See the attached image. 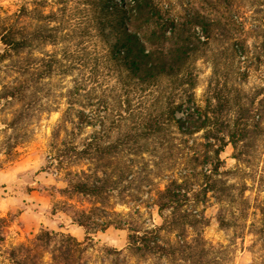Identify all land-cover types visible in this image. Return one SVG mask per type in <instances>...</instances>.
<instances>
[{
  "label": "rangeland",
  "instance_id": "rangeland-1",
  "mask_svg": "<svg viewBox=\"0 0 264 264\" xmlns=\"http://www.w3.org/2000/svg\"><path fill=\"white\" fill-rule=\"evenodd\" d=\"M114 1L119 6L133 4V0ZM158 2L169 9V16L184 20L187 13L195 12L206 27L208 21L213 22L209 26L213 36L206 44H199V55L193 60L196 74L193 104L190 103V109L185 102L178 115L186 116L189 111L215 114L229 123L224 132L237 129L233 121L241 113L249 116L245 119L247 137L235 144L228 143L220 153L222 162L218 174L212 176L215 188L206 194L201 192L200 201L190 206L206 219L201 232L212 246L218 264H264V55L261 47L264 0ZM22 6L27 9L36 6L47 14L57 12L59 3L58 0H0V16H11ZM30 15H22V22H28ZM60 15L68 38L56 45L46 44L35 54L42 57L43 52H52L61 56L66 49V71H56L37 82L35 93L28 99L30 116L15 126L10 121L23 107L22 103L0 97V218L4 219L0 222V264H11V248L19 243L29 244L43 228L70 233L81 241L86 264H177L156 254H134L127 247L129 230L118 225V221L124 219L142 227L160 224L161 217L154 204L157 191L164 187L169 176L182 178L187 172L192 173L188 182L194 187L204 184L205 174L210 173L214 163L210 147L205 145L202 131L190 137L196 140L193 146L178 139L167 143L154 139L147 142L146 151L128 155L131 165L127 179L101 205L91 196L64 194L61 190L68 179L75 178V172L80 169L90 172L88 168L94 165L67 153L72 146L80 148L96 132V123L80 127L74 123L76 108H85L88 114L97 116L103 113L102 106L107 103L124 109L126 98L118 93L116 100L107 95L102 102L103 92H107L106 86L113 85V80L102 79L100 75L93 77L101 70L100 46L94 52L93 39L79 38L77 27L72 26L73 23L77 26L78 13L68 8L64 13L60 11ZM132 24L134 29L144 28L145 22L139 16ZM125 25L130 28L129 19ZM196 31L203 41L200 25ZM7 63V60L0 61V89L15 75ZM75 84L80 92L69 108L67 94ZM140 101L130 97L135 108L145 106ZM193 151L198 154L196 158L192 156ZM60 154H63L61 161ZM118 169L119 165L116 172ZM95 206L103 208L106 216L93 211ZM73 209L89 212L90 226L94 228L85 231L76 224L70 216ZM103 220L113 223L102 228ZM159 235L165 242L174 240V232L169 229L160 230ZM47 259L44 253V260Z\"/></svg>",
  "mask_w": 264,
  "mask_h": 264
},
{
  "label": "trees",
  "instance_id": "trees-1",
  "mask_svg": "<svg viewBox=\"0 0 264 264\" xmlns=\"http://www.w3.org/2000/svg\"><path fill=\"white\" fill-rule=\"evenodd\" d=\"M58 3L57 12L44 14L36 6L31 9L22 6L11 16H0V61L7 60V67L15 73L1 86L0 97L17 100L23 105L13 115L10 125L15 126L30 116L28 99L35 93L40 79L56 71H66V49L61 56L43 52L41 57L35 51L39 52L46 44L63 43L68 38L63 32V17L58 14L71 8L79 14L75 18L77 26L72 24L73 29L77 27L79 38L93 39L94 52L99 50L97 45L100 46L101 70L93 77L113 80L112 86H106L108 90L103 92L102 102L107 95L116 100L120 93L126 98V106L120 109L114 103L104 104L103 113L99 112L97 116L88 114L85 108H76L74 123L79 127L96 123V132L80 148L72 146L67 153L83 158L87 163L94 162V165L88 168L90 172L85 169L75 172V178L68 179L61 191L94 197L101 205L112 190L127 179L131 165L128 155L146 151L147 142L154 139L160 143L178 139L193 146L196 140L190 137L202 131L214 162L210 173L205 174L206 182L194 187L188 182L192 176L190 172L182 178L169 176L154 198L160 224L142 227L120 219L118 225L129 230L127 247L134 254H156L177 264H218L212 246L201 232L207 224L206 219L190 204L200 201L201 192L206 194L215 188L212 176L218 174L222 162L220 153L228 143L235 144L247 137V116L241 113L235 117L233 125L237 129L224 132L229 123L215 114L189 111L186 116L178 115L185 102L188 108L190 103L193 104L196 84L193 60L199 55V44H206L213 36L212 27H209L213 22L207 20L206 27L195 12L187 13L184 20H180V16H169V9L158 0H133L130 7L119 6L114 0H58ZM28 13L32 15L29 21L22 22L21 16ZM139 16L142 23L145 22L144 28L134 29L132 23ZM127 19L130 28L125 25ZM198 25L203 32V41L197 35ZM261 47L264 55V34ZM79 92L76 84L68 90L69 108L75 104ZM130 97L141 100L139 103L145 106H131ZM114 132V138L110 139ZM62 155H58L59 161ZM196 155L193 151L192 156L196 158ZM93 211L106 216L100 206H95ZM70 216L85 231L94 228L90 226L89 212L73 209ZM3 220L0 218V222ZM112 223L103 220L101 226L105 228ZM164 228L174 232L172 242L160 240L159 232ZM84 250L83 243L70 233L43 228L29 244L19 243L12 247L9 259L11 264H86L82 257ZM44 253L47 260H44Z\"/></svg>",
  "mask_w": 264,
  "mask_h": 264
}]
</instances>
